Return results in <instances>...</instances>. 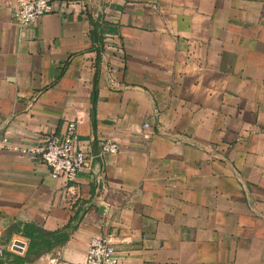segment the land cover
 <instances>
[{
    "label": "crops",
    "instance_id": "0c3cea01",
    "mask_svg": "<svg viewBox=\"0 0 264 264\" xmlns=\"http://www.w3.org/2000/svg\"><path fill=\"white\" fill-rule=\"evenodd\" d=\"M156 1L51 0L21 29L0 0V247L26 251L13 224L56 231L82 214L24 264H85L100 233L117 264H264V0ZM89 18L117 29L103 39L95 124ZM75 119L90 158L72 183L1 143ZM102 139L118 152L96 156Z\"/></svg>",
    "mask_w": 264,
    "mask_h": 264
},
{
    "label": "built area",
    "instance_id": "2783aa9c",
    "mask_svg": "<svg viewBox=\"0 0 264 264\" xmlns=\"http://www.w3.org/2000/svg\"><path fill=\"white\" fill-rule=\"evenodd\" d=\"M158 7L156 0H146ZM14 23L21 29L37 21L40 17L53 11L51 0H14L11 8ZM78 120H69L59 133H44L36 143H10L6 137L1 139L4 148L13 150L22 155H32L40 159L49 169L52 179H61L64 183L75 182L78 174L88 165L89 151L84 141H79L76 135ZM145 130L149 124H143ZM119 146L112 139H102L96 156L116 154ZM103 181L102 174L97 175L96 182ZM26 243L14 241L8 248L14 253H23ZM6 246L0 247V256L4 255ZM118 254L109 233H100L93 236L86 250L85 264H117Z\"/></svg>",
    "mask_w": 264,
    "mask_h": 264
},
{
    "label": "trees",
    "instance_id": "16d2710c",
    "mask_svg": "<svg viewBox=\"0 0 264 264\" xmlns=\"http://www.w3.org/2000/svg\"><path fill=\"white\" fill-rule=\"evenodd\" d=\"M91 30L89 37L92 43V50L96 53L95 59V72L93 77V90L91 93V110L90 116L92 123L95 124V106H96V82L98 75L99 62L101 59V54L104 49L103 39L106 34L116 33V26L107 21H99L89 18ZM81 215H76L70 219L68 224H66L62 229L56 231H45L33 223H17L13 224L10 228V232H14L22 235L29 240L27 249L23 256L18 254H11L4 251V256L8 259L9 264H24L30 262L37 258L43 252L50 250L54 246L63 244L68 238L72 230H74L78 222L80 221ZM5 259V260H6ZM4 260V259H3ZM2 259L0 257V264H2Z\"/></svg>",
    "mask_w": 264,
    "mask_h": 264
}]
</instances>
